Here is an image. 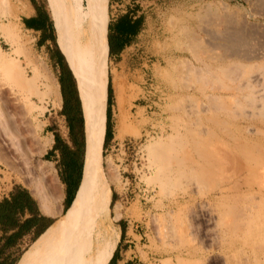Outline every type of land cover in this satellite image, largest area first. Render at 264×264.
Listing matches in <instances>:
<instances>
[{
  "label": "rangeland",
  "instance_id": "obj_1",
  "mask_svg": "<svg viewBox=\"0 0 264 264\" xmlns=\"http://www.w3.org/2000/svg\"><path fill=\"white\" fill-rule=\"evenodd\" d=\"M99 2L109 25L118 11ZM134 4L144 10L140 33L117 61L108 55L113 103L128 106L125 139L119 150L103 146L109 217L117 233L119 218L136 233L124 258L264 264V0ZM26 8V0H0V197L21 183L58 209L65 184L45 154L48 123L69 131L63 103L48 91L61 70L22 25Z\"/></svg>",
  "mask_w": 264,
  "mask_h": 264
},
{
  "label": "bare ground",
  "instance_id": "obj_2",
  "mask_svg": "<svg viewBox=\"0 0 264 264\" xmlns=\"http://www.w3.org/2000/svg\"><path fill=\"white\" fill-rule=\"evenodd\" d=\"M52 2L60 20L57 42L75 76L82 102L86 164L75 199L66 212L50 207L43 198V212L57 220L23 253L18 264H87L98 260L111 241L114 227L103 169L109 83L107 20L99 0ZM48 91L60 106V84L50 78Z\"/></svg>",
  "mask_w": 264,
  "mask_h": 264
},
{
  "label": "crops",
  "instance_id": "obj_3",
  "mask_svg": "<svg viewBox=\"0 0 264 264\" xmlns=\"http://www.w3.org/2000/svg\"><path fill=\"white\" fill-rule=\"evenodd\" d=\"M43 1L44 0H34V3H33L31 0H26V7H27L26 10L29 12V14L22 17L21 23L26 28L27 31H32V32L37 33L36 39L38 40L39 44H40V41L42 42V36L46 35V41L44 44L41 45V47H46L48 50V53L51 57V54L54 52V46H53V41L50 39V36H49V33H50L49 24L45 20V18L38 17V11L36 9V5L41 7ZM134 2H135V0H109V4L111 3L110 4L111 7L115 8V11H118L116 16L114 18H111V20H110L112 27H113V30H114L113 32H115V34L117 33V31H116L117 28L120 25L122 26L123 25L122 23H124L123 22L124 21V17H123L124 14H126L128 12L130 14L136 13V15H134L133 19L131 20L133 22L135 20V18L137 16H139L141 12L144 11V10H140V9L135 11V8L137 5L134 4ZM47 6H48L49 14L51 16V12H50L51 9H49L50 6H49L48 0H47ZM108 8H109V5H108ZM51 19H52V17H51ZM53 26H54V23H53ZM54 28H55V26L53 27V34L55 36L56 30L54 32ZM108 32H109V30H108V19H107V35H108ZM107 40H108V37H107ZM56 41H57V38H56ZM57 44H58V42H57ZM108 45H109V40H108ZM109 52H110V45H109ZM121 54H122V52L119 53L118 51H115L114 54L112 55L111 59L117 61ZM109 56H110V53H109ZM65 58H66V56H65ZM66 61H67V59H66ZM67 64H68V61H67ZM68 66H69V64H68ZM69 68H70V66H69ZM60 88H61V85H60ZM78 91H79V89H78ZM113 101L117 102V95H116V99H114V97H113ZM62 103H63V97H62ZM62 105H61V107H62ZM112 107H113L112 111L114 112L113 115L118 116V118L115 119L114 117H112V120H114L115 123H114L113 137L109 141V147H111L112 150L113 149L119 150L121 148V146H120L121 141H123L125 139V136L123 137L124 138L123 139V138H120L119 134H118L119 127L122 124V122H121L122 112L125 110H128V106L126 108L125 107L121 108V106H119V103H117L116 105L113 103ZM84 125H85V123H84ZM46 127H47V133L51 134L52 138H53V142L49 146L48 150L46 151V154L50 150L53 149L54 144L56 143L55 134H54L55 132L60 133L62 138L67 143L72 144L69 131H68V134H65V132H63V130L55 127L51 123H48L46 125ZM68 129H69V127H68ZM118 145H119V147H118ZM51 156H52L51 157L52 161L56 162V164H58V159H56V158L60 156L59 151L56 150L54 152V154H51ZM16 185H21L22 191H23V189H27V191L30 194V197H32V199L34 201L31 200V198H25L24 197L25 198L24 199L21 196L11 197L10 193L12 191H14V186H16ZM14 186L8 192H6L5 194H3L0 197V202L2 201V199L8 198L7 203L0 204V210L4 215L6 214L9 216V226L6 224L8 221H5V223L0 222V239H1L0 240V247L5 245L6 246L5 252L6 253H8V254L12 253L13 256H17V255L21 254V257H22L23 253L51 225H53L55 223L57 218L55 216L47 215L43 212V210L41 208V200L38 197H36L35 194L32 192V190L30 188H28L26 185L21 184V183H17ZM76 193H77V191H76ZM76 193H75V195H76ZM59 195L61 196V199H59L54 205H56V206L61 205L62 213H64L67 210L66 209L64 211V208H65L64 202H65L66 197H67V185L66 184H65V190L63 191V189H61V193H59ZM75 195L73 197V200L75 198ZM20 201L23 202V204L20 205L19 204ZM61 201H62V203H61ZM50 204H52V203H50ZM26 205L28 207H26ZM21 206L24 207V209L21 208ZM49 218L54 219V221L50 223ZM119 219H120L119 221L122 220L121 218H119ZM118 224L120 226V231L117 233V228L115 226L113 227L112 234H111V241L109 242L108 246L104 249V251L107 253L109 258L112 255L114 256V254L116 252L115 258L112 260V262H109L108 264H127L128 263V260L124 258V254L126 252H128L129 248H131L133 246L132 242H134V235H136L135 232H134V235L129 234V230H127V227H125V232H123L122 225H120V223H118ZM40 228H44V231L35 240H33L32 238L35 236V234L37 233V231ZM20 258H19V260H20ZM19 260L17 261L16 264H18Z\"/></svg>",
  "mask_w": 264,
  "mask_h": 264
},
{
  "label": "trees",
  "instance_id": "obj_4",
  "mask_svg": "<svg viewBox=\"0 0 264 264\" xmlns=\"http://www.w3.org/2000/svg\"><path fill=\"white\" fill-rule=\"evenodd\" d=\"M34 3V0H31ZM36 9L38 11V17H43L49 24L50 29V39L53 41L54 52L51 54V58L54 61V64L60 67V75L59 82L61 85V92L63 97V107L61 110V114L66 117L67 125L69 127L70 138L72 144L67 143L60 133L55 132L56 143L52 150H50L47 154H45V158L47 160H52L51 154H54L56 150L59 151L60 156L58 159L57 167L59 168L60 176L63 181L67 185V197L64 202L65 208L64 211L72 204L73 197L78 191L79 184L83 175V167H84V156H85V148H86V139H85V125H84V115L82 102L79 96L78 86L73 75L71 69L69 68L66 58L60 50L57 41L56 35L53 34V19L49 14L47 0L42 2L41 7L36 5ZM50 9V7H49ZM139 9V6H136L135 11ZM51 12V10H50ZM136 15L130 14L129 12L124 14V23L123 25L117 28V33L113 32V27L111 22L108 25V40L110 45V57L114 54L115 51L119 53L122 50L132 43L133 38L136 37L143 25L144 16L140 14L135 18L132 22L133 16ZM55 32V28H54ZM56 33V32H55ZM46 41V35L42 36V42L40 41V45L44 44ZM112 104H113V87L111 78L109 77L108 83V104H107V125H106V135L104 145L105 147L108 145L109 141L113 137V124H112ZM10 196H21L22 198H31L27 189H21V185L14 186V191L10 193ZM116 197V192L113 193V200ZM24 198V199H25ZM34 201V200H33ZM8 202V198L2 199L0 204H5ZM20 205L23 202L20 201ZM26 207H28L26 205ZM24 209V207L21 206ZM4 215L0 210V222L8 221L6 224L9 226V216ZM50 223L54 221V219L49 218ZM120 225H122L123 232H125V226H123L124 221L121 220ZM9 228V227H8ZM44 228H40L35 236L32 238L35 240L42 232ZM1 240V239H0ZM6 246L0 247V264H16L21 254L17 256H13L12 253L5 252ZM116 252L114 256L111 258L110 262L115 258Z\"/></svg>",
  "mask_w": 264,
  "mask_h": 264
},
{
  "label": "water",
  "instance_id": "obj_5",
  "mask_svg": "<svg viewBox=\"0 0 264 264\" xmlns=\"http://www.w3.org/2000/svg\"><path fill=\"white\" fill-rule=\"evenodd\" d=\"M63 53V52H62ZM86 148H85V157H84V167H83V172H84V168H85V164H86Z\"/></svg>",
  "mask_w": 264,
  "mask_h": 264
}]
</instances>
